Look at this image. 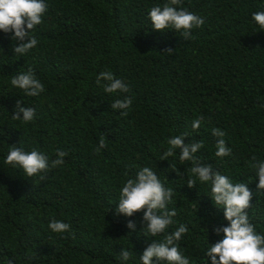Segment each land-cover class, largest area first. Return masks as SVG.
Instances as JSON below:
<instances>
[{
  "label": "trees",
  "instance_id": "1",
  "mask_svg": "<svg viewBox=\"0 0 264 264\" xmlns=\"http://www.w3.org/2000/svg\"><path fill=\"white\" fill-rule=\"evenodd\" d=\"M167 2L46 0L44 22L31 33L38 45L25 57L15 55L12 33L0 30V264H121L122 249L133 252L128 264H141L145 248L162 237L144 234L142 212L127 217L116 208L123 184L144 166L174 190L168 207L177 216L168 231L186 225L180 249L190 264H205L206 250L223 237L214 228L229 222L209 195L210 182L190 176L192 164H181L179 149L161 160L168 139L185 134L186 143L203 142L199 162L248 184L249 219L264 233V190L257 191L259 177L250 166L264 161V30L252 19L264 11V0H182L177 7L205 21L189 40L152 27L151 8ZM168 48L173 52L165 53ZM29 68L45 86L36 97L11 86ZM102 71L130 91L105 93L96 83ZM125 95L133 104L122 116L111 105ZM18 100L35 108L34 121L12 119ZM213 128L226 132L231 156L214 155ZM102 136L107 147L97 153ZM13 145L46 153L50 161L56 149L68 155L42 181L5 164ZM188 178L196 179L194 188ZM52 219L70 230L53 232Z\"/></svg>",
  "mask_w": 264,
  "mask_h": 264
},
{
  "label": "clouds",
  "instance_id": "2",
  "mask_svg": "<svg viewBox=\"0 0 264 264\" xmlns=\"http://www.w3.org/2000/svg\"><path fill=\"white\" fill-rule=\"evenodd\" d=\"M182 0H168L163 6L151 8L149 17L151 25L155 30H175L180 32L185 40L192 37L193 29L200 28L204 19L199 15L182 7ZM49 9L46 0H0V30L4 33H12L13 51L15 55L26 56L38 45V40L31 35L32 31L44 22ZM252 19L264 30V11L254 12ZM173 49L168 48L165 53H171ZM104 82V83H102ZM96 83L103 87L105 93L120 94L128 93L129 86L121 79L116 78L111 71H102L96 77ZM11 86L22 90L29 97L39 96L45 91L44 84L36 78L34 71L29 68L27 72L19 73L11 79ZM133 98L124 96L112 101V108L122 110V116L128 115L131 109ZM21 113L23 115L21 116ZM36 110L34 107H24L23 101L18 100L13 120H22L24 123L34 121ZM204 118L195 119L192 123L193 130H199ZM212 134L218 139L214 155L223 159L231 156L232 149L227 145L224 137L226 132L213 128ZM186 134L168 139L169 147L164 151L161 160L169 159L176 155L179 149V160L181 164L191 162L190 176L196 177L201 183L211 184L210 196L217 207L224 209V218L229 222L227 225H219L214 228L222 239L217 240L206 250L204 258L208 264H264V233L256 231V227L250 222L248 209L252 207L253 192L245 183H233L232 180L214 171L211 164H202L195 155L204 147L202 141L185 142ZM107 147L104 137L99 139L95 151ZM67 151L56 149V158L50 161L48 155L39 150L25 151L23 147L13 145L5 158V164L23 170L27 177L39 176L43 181L47 179L46 173L51 168H56L65 163L64 158ZM255 161V157H253ZM256 169L259 177L257 191L264 190V161H255L250 165ZM171 168L180 176L181 172L177 166L171 163ZM187 186L194 188L196 179L188 178ZM174 190L165 187L157 173L148 166L142 167L134 178H128L123 184L120 193L116 214H123L132 217L142 212V231L150 237H162L153 239L139 256L141 264H190V259L180 249L179 242L189 231L188 227L180 224L174 232L168 229L174 223L177 216L175 208L169 209L172 202ZM127 227L136 230V222L129 220ZM49 228L55 233L68 232L71 226L60 220L52 219ZM207 229V228H206ZM208 230V229H207ZM133 258V252L129 249H122L118 259L121 264H128Z\"/></svg>",
  "mask_w": 264,
  "mask_h": 264
}]
</instances>
